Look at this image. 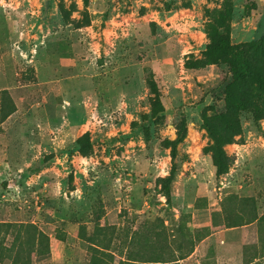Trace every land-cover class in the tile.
I'll return each instance as SVG.
<instances>
[{
  "label": "rangeland",
  "instance_id": "374dc122",
  "mask_svg": "<svg viewBox=\"0 0 264 264\" xmlns=\"http://www.w3.org/2000/svg\"><path fill=\"white\" fill-rule=\"evenodd\" d=\"M257 77L264 0H0V264H264Z\"/></svg>",
  "mask_w": 264,
  "mask_h": 264
},
{
  "label": "trees",
  "instance_id": "16d2710c",
  "mask_svg": "<svg viewBox=\"0 0 264 264\" xmlns=\"http://www.w3.org/2000/svg\"><path fill=\"white\" fill-rule=\"evenodd\" d=\"M247 52L248 51L241 49L236 54L235 60L233 61L232 68H231V72L233 75V82L232 83H238L239 81H249L251 79L252 71L247 64L246 56H245ZM255 83H256V87H257V89L261 95L260 100H261L262 104L264 105V82L261 80V78L257 77V79L255 80ZM225 101L227 103H229L230 106L233 108H237L239 110L244 109V110L250 111L253 114V117L255 118V120L260 119L259 118L260 108L253 105L252 103L247 102V101H243L242 99H240L237 96L232 97L230 95H226ZM215 162H216L217 172L220 173V171H221L220 164H218L217 161H215Z\"/></svg>",
  "mask_w": 264,
  "mask_h": 264
},
{
  "label": "crops",
  "instance_id": "0c3cea01",
  "mask_svg": "<svg viewBox=\"0 0 264 264\" xmlns=\"http://www.w3.org/2000/svg\"><path fill=\"white\" fill-rule=\"evenodd\" d=\"M253 224H249L246 226H242L241 230L238 231L239 227H231L228 228L226 230H228L229 232H232V235H236L237 237H239L238 240L242 241V242H250L253 243L257 240V232L255 230L254 227H252ZM233 237V236H232ZM219 238V237H218ZM221 244H224L225 241L227 240H220Z\"/></svg>",
  "mask_w": 264,
  "mask_h": 264
}]
</instances>
